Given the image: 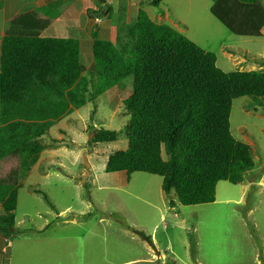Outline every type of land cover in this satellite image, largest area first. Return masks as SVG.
Segmentation results:
<instances>
[{"label":"rangeland","instance_id":"1","mask_svg":"<svg viewBox=\"0 0 264 264\" xmlns=\"http://www.w3.org/2000/svg\"><path fill=\"white\" fill-rule=\"evenodd\" d=\"M150 1L22 0L35 14L19 23L41 28L42 37L79 39L89 75L92 32L115 44L118 28L136 20L141 8L156 24H175L214 53L224 72H264V38L232 34L211 14L212 0H165L158 8ZM50 5L52 15L60 16L56 22L43 17ZM132 87V78L123 80L41 138L46 151L18 192L17 230L6 242L0 238V264H264V111L252 109L248 97L233 102L231 133L251 146L255 161L244 182H220L213 204L172 208L174 195L163 192L161 177L135 173L128 179L125 172L104 169L110 155L128 147L130 115L123 102ZM100 129L121 133L116 142L90 144ZM18 172L17 152L0 162L1 183L18 182Z\"/></svg>","mask_w":264,"mask_h":264},{"label":"trees","instance_id":"2","mask_svg":"<svg viewBox=\"0 0 264 264\" xmlns=\"http://www.w3.org/2000/svg\"><path fill=\"white\" fill-rule=\"evenodd\" d=\"M163 1L151 0L150 6L158 8ZM212 1L211 14L232 34L262 37L264 0ZM50 8L45 7L47 17L58 18ZM41 30L14 22L1 41L0 162L15 152L20 159L18 182H0L5 237L17 230L18 192L46 149L41 138L73 110L94 104L127 78L133 79L132 93L123 102L130 115L128 147L110 155L107 173L161 177L175 208L177 203H215L220 182L239 185L255 167L251 146L233 137L230 118L233 102L243 97L252 109L264 111L262 70L224 72L214 53L171 26L156 24L141 8L136 20L118 28L115 44L92 32L89 75L79 39L42 37ZM95 133L90 144L116 142L121 132ZM34 193L55 210L46 194ZM135 233L153 246L150 237Z\"/></svg>","mask_w":264,"mask_h":264},{"label":"crops","instance_id":"3","mask_svg":"<svg viewBox=\"0 0 264 264\" xmlns=\"http://www.w3.org/2000/svg\"><path fill=\"white\" fill-rule=\"evenodd\" d=\"M165 1V0H164ZM163 1V2H164ZM27 4H28V2H27ZM163 4V3H162ZM24 6H25V4L22 2V0H0V42L2 41V39H3V37H4V34H5V31H6V29H7V24H9V25H11L12 23H14V22H18L19 23V21L22 19V20H24V17H29L30 16V14L33 12V14H35L34 13V10L32 11L30 8H28V10L27 9H24ZM212 7V6H211ZM211 9V8H210ZM24 10H27V11H24ZM43 16V15H42ZM22 17V18H21ZM44 17V19H50V20H53V21H58L60 18V16L58 17V18H55V19H51V18H49V17H46V16H43ZM168 16L166 15V18H167ZM160 20H162V18H160ZM25 21V20H24ZM30 21V20H29ZM28 21V22H29ZM22 22V21H21ZM26 23V22H25ZM174 29H176L178 32H183L180 28H178V26L177 25H175L174 24ZM243 38H246V37H243ZM262 38H264V28H263V30H262ZM229 57H232L233 58V56L229 53V55H228ZM239 58V57H238ZM236 60H238V59H236ZM244 64V63H243ZM239 65V64H238ZM249 65H254V64H252V63H250ZM244 66H246V63L244 64ZM254 70H261V69H254ZM254 70H248V71H254ZM239 71V70H238ZM247 71V72H248ZM45 151H46V149H45ZM45 151H43V153L41 154V157H40V159H39V161L37 162V164L31 169V171L35 168V167H37L38 168V166H39V164H40V161H41V158H43V154H44V152ZM6 158H8V157H6ZM5 158V159H6ZM5 159H3L2 161H4ZM88 161H89V159H88ZM108 161V160H107ZM19 163H20V159H19ZM106 164H107V162H106ZM20 166V165H19ZM36 169V168H35ZM104 169L106 170V165H105V167H104ZM31 171H30V173H31ZM30 173H29V175H30ZM29 175H28V177H29ZM47 176H54V175H52V174H47ZM27 177V178H28ZM27 178L24 180V182L27 180ZM22 188V187H21ZM18 200H19V193H18ZM0 210H1V213H2V207H1V204H0ZM1 215V214H0ZM58 217H60V216H57V218ZM57 218L55 219V221H57ZM46 228H50V226H48L47 225V227ZM44 229V230H42V231H40V232H46V230L47 229ZM0 238H4L5 239V242L6 241H8V238L7 237H5L3 234H1L0 233ZM4 251H5V248L3 247V249H2V252L4 253Z\"/></svg>","mask_w":264,"mask_h":264},{"label":"water","instance_id":"4","mask_svg":"<svg viewBox=\"0 0 264 264\" xmlns=\"http://www.w3.org/2000/svg\"><path fill=\"white\" fill-rule=\"evenodd\" d=\"M102 2H104L105 0H101ZM93 135H95V132H94V134ZM85 162H87L86 161V158H85ZM86 166H87V163H86ZM87 167H89V166H87ZM88 173V172H87Z\"/></svg>","mask_w":264,"mask_h":264}]
</instances>
